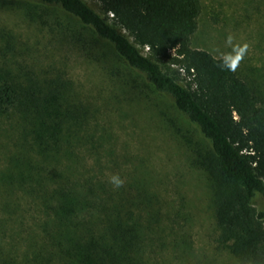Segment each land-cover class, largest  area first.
Here are the masks:
<instances>
[{
    "label": "trees",
    "instance_id": "obj_1",
    "mask_svg": "<svg viewBox=\"0 0 264 264\" xmlns=\"http://www.w3.org/2000/svg\"><path fill=\"white\" fill-rule=\"evenodd\" d=\"M0 1L76 19L167 97L208 147L200 164L217 241L242 264H264V94L226 57L191 46L199 0H96L101 14L83 0ZM27 56L0 32V121L10 119L12 134L0 167V264H153L154 195L133 173L94 170L98 109L64 71ZM81 150L96 152V167L84 166Z\"/></svg>",
    "mask_w": 264,
    "mask_h": 264
},
{
    "label": "rangeland",
    "instance_id": "obj_2",
    "mask_svg": "<svg viewBox=\"0 0 264 264\" xmlns=\"http://www.w3.org/2000/svg\"><path fill=\"white\" fill-rule=\"evenodd\" d=\"M83 1L101 14L96 0ZM199 1L191 46L226 57L239 76L264 94V0ZM1 31H10L42 68L64 71L80 98L98 109L95 129L102 138L94 143L103 155L94 170L104 177L121 173L123 180L133 173L135 184L154 195L146 207L153 213V264H242L217 241L200 164L208 147L167 97L155 93L109 44L60 11L0 1ZM9 121H0V167L11 148ZM81 152L84 166L96 165V152ZM257 207L264 209L260 197Z\"/></svg>",
    "mask_w": 264,
    "mask_h": 264
},
{
    "label": "clouds",
    "instance_id": "obj_3",
    "mask_svg": "<svg viewBox=\"0 0 264 264\" xmlns=\"http://www.w3.org/2000/svg\"><path fill=\"white\" fill-rule=\"evenodd\" d=\"M230 39V38H229ZM114 182L117 184V185H119V183H120V181H118V180H114Z\"/></svg>",
    "mask_w": 264,
    "mask_h": 264
}]
</instances>
